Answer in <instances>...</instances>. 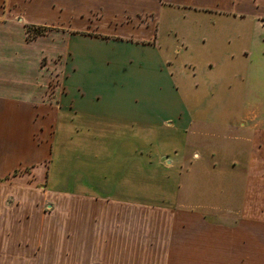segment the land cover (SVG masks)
<instances>
[{
	"label": "crops",
	"instance_id": "0c3cea01",
	"mask_svg": "<svg viewBox=\"0 0 264 264\" xmlns=\"http://www.w3.org/2000/svg\"><path fill=\"white\" fill-rule=\"evenodd\" d=\"M168 11L264 28V0H0V264H264V97L233 119L189 113L159 39ZM30 25L51 31L28 39ZM257 37L239 35L230 56L245 76L264 74ZM97 120L203 139L216 203L200 212L56 190V155L75 149L62 136L72 143Z\"/></svg>",
	"mask_w": 264,
	"mask_h": 264
},
{
	"label": "rangeland",
	"instance_id": "374dc122",
	"mask_svg": "<svg viewBox=\"0 0 264 264\" xmlns=\"http://www.w3.org/2000/svg\"><path fill=\"white\" fill-rule=\"evenodd\" d=\"M29 14L38 18L40 13ZM47 17L55 22L52 14ZM249 32L258 35L259 41L264 39L261 26L212 24L179 11L162 14L159 39L172 62L167 70L173 71L181 98L187 100V109L193 116L204 114L214 119L226 114L233 119L244 109L243 103L264 97V74L245 76V66H236L230 58L238 52V36ZM172 42L179 52H172ZM56 78L57 75L52 84ZM139 93L130 84L129 97L141 98ZM98 121L75 134L72 143L70 134L62 136L63 143L75 149L56 155L60 160L55 159L51 172L61 182L56 190L200 212L208 209L209 200L216 203L217 197L210 198L203 185L207 173L203 139H193L190 133L177 132L166 124L139 126ZM193 126L190 132L202 135V128ZM88 128L91 134L86 132Z\"/></svg>",
	"mask_w": 264,
	"mask_h": 264
},
{
	"label": "trees",
	"instance_id": "16d2710c",
	"mask_svg": "<svg viewBox=\"0 0 264 264\" xmlns=\"http://www.w3.org/2000/svg\"><path fill=\"white\" fill-rule=\"evenodd\" d=\"M51 31V28L42 27V26H27L28 39H34L40 35L47 34Z\"/></svg>",
	"mask_w": 264,
	"mask_h": 264
}]
</instances>
